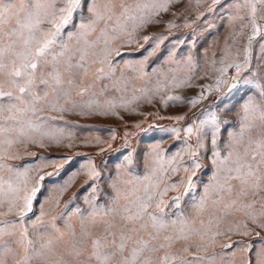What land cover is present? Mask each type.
Returning <instances> with one entry per match:
<instances>
[{
    "label": "snow or ice",
    "instance_id": "1",
    "mask_svg": "<svg viewBox=\"0 0 264 264\" xmlns=\"http://www.w3.org/2000/svg\"><path fill=\"white\" fill-rule=\"evenodd\" d=\"M175 2L0 0V264H191L192 259L203 258L193 256L189 249L214 246L215 237L225 234L218 230L220 225L234 213L243 212L244 220L229 226L228 232L243 227L242 234L248 235L252 230L249 222L264 230V83H257V91L245 73L246 68L250 71L253 40L264 34V0H237L230 21L233 44L225 43L218 68L215 59L209 65L218 73L212 83L191 84L199 68V62L191 55L183 61L187 68L184 76H178L170 67L165 71L162 67L149 66L148 56L136 66H128L141 79L148 77V82L156 79L153 94L181 86L201 89L191 98L169 95L163 100L166 106L169 101H178L195 107L206 98V92L221 93L219 104L224 107L209 112L206 117L203 110L199 117L194 113L184 127L187 139L181 151L189 155L190 165L183 163L181 151L166 157L159 144H155L149 150L155 165L150 173L134 175L132 156L126 157L124 164L128 166L123 169V175L131 178L121 179L118 172L110 185L113 190L110 205L92 206L87 215L75 209L80 217L78 226L65 213L48 221L43 219L44 211L34 219L29 217L45 179V176L37 179L34 173L47 164L25 167L11 163L22 155L37 156L21 152L18 146L43 148L60 144L65 138L64 130L56 122L63 120V115L52 113L79 109L80 116L119 115L115 111L117 107L127 108L125 102L117 104L115 96L107 95L109 91H122L121 84L126 85L132 79L116 63L113 53L120 56L118 48L138 39L139 29L161 23L153 17L167 12ZM196 3L199 5L200 0ZM78 10L87 16L69 31ZM169 26L174 27V22H169ZM239 36L246 37L242 59H237L239 51L235 56L232 54ZM142 38L145 42L156 40L154 36ZM169 55V63L179 67L181 61L175 60L176 53ZM230 69L235 70L231 76ZM201 78L207 79L208 74ZM104 81H109L110 86ZM225 87L227 91L223 90ZM242 88L239 128L230 132L224 143L221 133L228 130L225 118L234 107L228 105V99L234 98ZM141 92L146 94L148 89ZM172 119L181 121L185 116ZM169 131L179 138L178 128ZM193 135L195 147L188 143ZM205 140L212 146L209 150L215 169L199 198H193L188 207L185 197L196 188L195 169L201 167L197 157L205 148ZM221 143H224L223 151ZM181 169L190 175L172 182L171 176ZM86 170L93 184L101 177L91 161ZM179 184H185L183 192L166 201L164 196L177 190ZM186 212L207 213L209 219L200 220L197 227L192 215ZM60 219L64 220L62 228L57 223ZM194 235L199 239L193 240ZM180 241L184 242L183 247L175 248ZM247 251L251 253L253 249L249 247ZM247 264H264V247Z\"/></svg>",
    "mask_w": 264,
    "mask_h": 264
},
{
    "label": "rangeland",
    "instance_id": "2",
    "mask_svg": "<svg viewBox=\"0 0 264 264\" xmlns=\"http://www.w3.org/2000/svg\"><path fill=\"white\" fill-rule=\"evenodd\" d=\"M236 4L237 0H216L215 3L213 0H200L199 5L196 0H177L170 4L167 12L162 11L153 17L156 21H162L161 23H152L139 29L136 33L138 39L125 47L118 48L120 56L113 53L116 63L132 79L126 85L121 84L122 91H109L107 95L115 96L117 104L121 101L125 102L127 108L117 107L115 111L119 115L80 116L78 115L79 109L72 112L52 113L53 115H63V120L56 122L57 127L64 130L65 138L60 144L53 143L43 148L37 145H30L27 148L23 145L18 146L21 152L36 153L37 156L22 155L11 163L25 167L47 164L39 173H34L37 179L39 176H45V179L42 182V191L33 202V211L29 213L30 218L34 219L41 211H44L46 215L43 219L48 221L53 216L65 213L67 219L78 226L80 217L75 209L79 208L87 215L92 211V206L110 205V197L113 194L110 185L113 180L117 179L118 172L121 173V179L131 178L123 175V169L128 166L124 164L126 157L132 156L131 171L134 175L143 176L150 173L151 168L155 166L149 155V150L153 145L159 144L162 154L166 157L173 156L185 147L187 136L184 127L191 122L194 113L199 117L203 110V115L206 117L209 112L219 111L221 107L225 106L219 104L221 93L218 92H206V98L195 107L178 101H169L166 106L163 100L169 95L191 98L196 96L201 89L181 86L169 88L160 94H153L151 90L156 85V79L153 78L150 82H148V77L141 79L128 66L134 67L138 61L148 56L149 66L162 67L165 71L170 67L176 70L178 76H184L187 73V68L183 61L191 55L194 61L199 62V68L195 72L191 84L212 83L213 78L218 74L215 68L220 66L219 60L223 54L225 43L233 44L230 35L233 25L230 21L235 14ZM86 16V12L78 10L74 14L68 30H74V27L78 26ZM169 22H174L175 26L170 27ZM236 29H239V25H236ZM145 35L154 36L156 40L145 42L142 38ZM236 40L237 43L232 47V54L235 56L239 51L237 59H242L246 37L239 36L236 37ZM154 45L156 46L155 53H153ZM170 53H176L175 60L181 61L179 67L175 63H169ZM213 59L216 60V65L215 68H210L209 65ZM249 64L250 71L246 68L245 73L251 86L258 91L257 83H264V34L253 40L249 52ZM205 73L208 74V78L202 79L201 77ZM234 73L235 70L230 69L228 75L231 76ZM253 76L256 77L255 81L252 80ZM104 83L110 86L109 81H104ZM141 89H148V92L142 93ZM223 90L227 91V88L225 87ZM243 95L242 88L235 93L234 98L228 99V105H234V107L225 118L228 130L221 133L224 143H227L229 139L228 134L239 128L240 106L243 102L240 98ZM221 114L223 115V113ZM177 115H183L185 119L181 121L172 119ZM172 128L180 130L179 138L169 131ZM69 136L70 138H68ZM188 143L195 147V135L188 140ZM224 143L220 144L222 151ZM211 147L205 140V148L200 150L197 157L201 167L195 169L197 173L194 178L196 188L185 197L189 202L188 207H190L193 198H199L203 192L204 184L208 182L215 169L209 150ZM101 149L104 150L101 151ZM224 154L226 155V152ZM181 155L183 163L190 165L189 155L182 151ZM89 161L101 173V177L95 180L94 184L86 170ZM48 173L52 175H46ZM188 175L190 172L186 173L181 169L171 176V181L177 182ZM184 187L185 184H179L177 190L169 191L164 199L167 201L171 197L179 195L183 192ZM61 188L64 189L62 192ZM94 192L95 194H93ZM186 214L192 215L197 227L200 220L207 221L209 219L207 213L197 215L186 212ZM4 219H14V217H5ZM242 220H244L243 212L234 213L220 225L218 230L225 234L215 237L214 246H204L199 249L190 248L189 253L203 258L202 260L192 259L191 264H221L222 259L223 264H247L249 258L255 260L256 251L264 247V230L249 222L248 227L252 230L248 235L242 234L243 227L239 231H227L229 226ZM57 223L61 228L64 226L63 219L58 220ZM216 230L213 225V231ZM257 232H259V236H257ZM192 239L198 240L199 237L194 235ZM183 244V241L177 242L175 248L179 249L183 247ZM226 245H232V247L228 248ZM249 247L253 249L251 253L247 251ZM189 253H184V255L188 256Z\"/></svg>",
    "mask_w": 264,
    "mask_h": 264
}]
</instances>
